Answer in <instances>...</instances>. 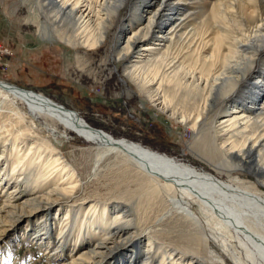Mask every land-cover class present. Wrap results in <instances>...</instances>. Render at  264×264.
Here are the masks:
<instances>
[{
	"label": "bare ground",
	"instance_id": "obj_1",
	"mask_svg": "<svg viewBox=\"0 0 264 264\" xmlns=\"http://www.w3.org/2000/svg\"><path fill=\"white\" fill-rule=\"evenodd\" d=\"M179 2L35 0L34 8L44 18L39 30L45 32L37 35L72 48L95 49L105 42L122 7L129 6V18L118 26L114 47L123 76L154 109L181 124L190 136L207 133L220 157L218 166L226 173L243 171L264 188V69L256 68L264 62V0H215L205 17L201 10L187 11L191 0ZM188 26L189 36L182 32ZM152 36L154 40L144 45ZM238 90L247 96H240ZM177 95L184 102L181 110L171 101ZM16 102L46 111L54 124L60 122L88 142L95 157L92 174L106 156H118L148 179L167 196V211L160 220L175 214L193 219L200 225L195 227L198 233L206 231L190 202L177 197L182 192L209 204L222 202L264 223V193L226 183L129 140L94 135L66 118L47 98L0 80V118L7 113L5 121L0 119V246L18 242V225L26 220L40 232L32 236L26 226L25 241L35 243L48 259L64 256L61 264H201L185 258L178 246L165 243L166 231L158 221L137 230L135 225L142 224L129 205L90 199L74 205L76 174L64 154L27 124ZM61 172L64 176L55 181ZM85 202H89L87 210L81 211ZM205 233L204 238L215 243L213 233L209 237ZM65 235L72 247L66 255L56 253Z\"/></svg>",
	"mask_w": 264,
	"mask_h": 264
},
{
	"label": "rangeland",
	"instance_id": "obj_2",
	"mask_svg": "<svg viewBox=\"0 0 264 264\" xmlns=\"http://www.w3.org/2000/svg\"><path fill=\"white\" fill-rule=\"evenodd\" d=\"M188 1L190 0H185L186 3ZM214 1L191 0L187 11L194 13L201 10L200 14L205 17ZM185 2L181 0L179 3L186 4ZM34 3L35 0H0V49L4 50L0 53L1 81L47 98L66 118H72V122L87 127L94 135L111 140H129L196 170L208 172L226 183L264 193V188L250 178L248 173L236 171L228 174L223 167L218 166L220 157L213 151L215 149H212L207 133L199 138L190 136L189 131L181 124L154 109L123 76V63L117 61L115 54L118 48L116 50L114 47L118 26L129 18V6L122 7L105 42L100 47L87 50L39 37L38 33L45 34L39 30L44 18L36 12ZM132 22L138 21L134 18ZM183 30L187 36L192 32L189 26ZM157 36L159 34L154 35ZM152 39L154 40L153 36L143 44L151 43ZM258 67L264 69V62L256 65ZM249 79L250 82L254 81L252 76ZM238 92L240 96H247L244 91ZM175 99H171L172 104L181 110L183 100L178 95ZM16 103L25 112L27 124L43 140L51 142L57 151L64 154L76 174L78 189L74 194L77 201L74 205L79 206L82 199L106 202L108 205L122 202L124 205H119L123 207L129 205L132 215L142 224L135 225L137 230L140 228L144 231L158 221L166 231L162 234L165 243L178 246L184 253L183 256L194 262L264 264V223L259 218L238 212L219 201L209 204L203 198L188 197L178 192L177 197L190 202L192 212L201 219L207 237L213 233L214 237L211 239L215 243L204 238V231H196L195 227L200 225L191 218L184 219L171 214L160 220L167 211V196L155 190L148 179L122 162L121 157L106 156L100 168L92 174L95 157L88 142L60 122L54 124L46 111ZM5 118L6 110L0 119L5 121ZM185 144L188 145V151H185ZM64 174L55 176L54 180L58 182ZM10 187L12 186L7 189ZM85 203L81 211L87 210L89 202ZM1 206L0 197V208ZM26 223L30 221L23 220L18 225V230L21 231L18 242L9 241L2 244L3 247L0 246L3 249L0 250V264H61L65 260L64 256H52L48 259L46 252L35 243L25 241L26 226L32 236L40 232L34 226L35 223L33 226ZM57 227L58 224H54L56 231ZM55 239L54 235L52 242L56 246ZM143 242L145 244L144 240ZM71 244L69 237L65 235V240L58 245L56 253L66 255Z\"/></svg>",
	"mask_w": 264,
	"mask_h": 264
},
{
	"label": "built area",
	"instance_id": "obj_3",
	"mask_svg": "<svg viewBox=\"0 0 264 264\" xmlns=\"http://www.w3.org/2000/svg\"><path fill=\"white\" fill-rule=\"evenodd\" d=\"M2 52H4V50L3 49H0V53H2Z\"/></svg>",
	"mask_w": 264,
	"mask_h": 264
}]
</instances>
